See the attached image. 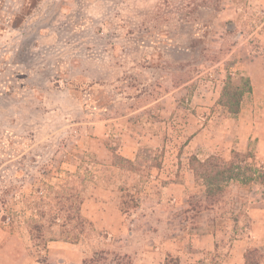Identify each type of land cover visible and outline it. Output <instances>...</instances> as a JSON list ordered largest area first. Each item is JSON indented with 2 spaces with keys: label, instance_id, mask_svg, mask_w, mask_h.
<instances>
[{
  "label": "rangeland",
  "instance_id": "obj_1",
  "mask_svg": "<svg viewBox=\"0 0 264 264\" xmlns=\"http://www.w3.org/2000/svg\"><path fill=\"white\" fill-rule=\"evenodd\" d=\"M262 24L258 0H0V264H75L64 257L72 251L83 252L77 264H138L159 251L179 261L165 247L189 215L167 187L194 176L193 156L221 157L238 174L215 205V227L230 234L195 264H232L237 238L264 250V184L254 179L264 168V53L250 36ZM242 75L253 92L233 117L218 100ZM113 146L155 151L132 171L112 165ZM190 188L185 204L197 212L205 181ZM128 190L143 203L123 213Z\"/></svg>",
  "mask_w": 264,
  "mask_h": 264
},
{
  "label": "trees",
  "instance_id": "obj_2",
  "mask_svg": "<svg viewBox=\"0 0 264 264\" xmlns=\"http://www.w3.org/2000/svg\"><path fill=\"white\" fill-rule=\"evenodd\" d=\"M17 24V23H15ZM253 92V84L250 76L242 75L241 80L238 83H235L233 78L231 76L228 77L227 81L224 82L220 98L218 100V103L222 106H224L227 111L233 116L236 117L241 113L242 110V104L244 97L248 94H251ZM7 137L0 136V146L5 142ZM109 150L112 153V165L121 169H127L132 171H139L141 164L143 163V160L141 159L140 154L147 152L150 156H152L151 153H153L155 150H153L150 147H140L139 151L136 155V159L132 160L130 158L124 157L120 153H118V147L113 146L109 147ZM245 158L249 157L247 153H242L239 151L235 152V158ZM150 168H156L159 169L162 165V158L160 155H155V157L152 158V161H150ZM235 163L232 164V162L224 161L221 157L212 155L209 156L207 159L201 160L197 156H193V159H191L190 167L194 171L195 179L198 180H204L206 185V199L207 202L210 204H216L219 203L223 197L224 188L223 183L228 182L229 180H233L238 178V174L235 173ZM18 172V171H17ZM255 180H259L258 182L261 184H264V168L260 169L257 173ZM3 192L4 198H3V204H5V208H3V212L9 215V222L6 223L7 227H10L11 229L16 228L19 223L17 221L18 215L17 213L11 209V207L7 206L8 201V194L12 192L10 189H5ZM123 199V213H126L132 209L136 210L138 209L142 203L143 198L140 196V192H134L131 193L129 190L125 194ZM128 198V199H126ZM73 208V205L71 206ZM45 212H42V215L44 216ZM52 216V215H51ZM69 218L72 219V214H69ZM55 219V217L53 218ZM82 222L85 224V226L91 225V221L88 219H82ZM33 226L35 229H41L38 227L37 220L32 221ZM34 239V236H33ZM35 239H38L35 237ZM76 238L75 240H77ZM40 240V239H39ZM41 243L39 244V247L44 248L47 250V239L41 235ZM75 242V241H73ZM245 264H264V250L256 247V246H250L245 255ZM172 259V258H171ZM166 260L164 264H179V261L175 259L174 262Z\"/></svg>",
  "mask_w": 264,
  "mask_h": 264
},
{
  "label": "crops",
  "instance_id": "obj_3",
  "mask_svg": "<svg viewBox=\"0 0 264 264\" xmlns=\"http://www.w3.org/2000/svg\"><path fill=\"white\" fill-rule=\"evenodd\" d=\"M261 3V7L264 8V0H258ZM256 36V38L260 41L262 51L260 53H264V24L258 26V28L251 32L250 36ZM124 149V150H123ZM118 153L123 155L124 157L135 160L136 151L135 149H128L126 147L118 148ZM195 176L187 175L182 179L179 176V184L171 183L167 189L168 190H179V199L182 202H179V211L187 214L188 217L186 219H182L179 226V242L173 237V240L170 239L168 244L166 245V249L170 250V252L175 255H179V264H195V256L196 253H207L211 250L216 249V243L219 240V234L228 233V230H222L219 227H215L217 223L215 220L216 217V204H209L206 199V192L203 195V201L200 203H205L204 206H201L200 210L197 212L193 210L191 207L187 206L186 203V195L187 191L191 189L190 187H194ZM176 185V187H173ZM203 203V204H204ZM197 213L198 221L192 219V214ZM190 217V218H189ZM191 222V224H190ZM216 222V223H215ZM190 224V225H189ZM230 236V235H229ZM241 237V236H240ZM254 237H258L256 234ZM233 246L231 249L232 254H234V260L232 264H245V253L249 248V238H237L233 240ZM74 246H77L73 244ZM222 244H220L221 247ZM55 245H49V252L51 255H55L56 249ZM83 252L81 251H72L70 253L64 252V257L69 259L71 263L77 264L82 258ZM157 259L146 258L144 262L138 264H164L163 258L161 256V251L158 252ZM137 264V263H135Z\"/></svg>",
  "mask_w": 264,
  "mask_h": 264
}]
</instances>
